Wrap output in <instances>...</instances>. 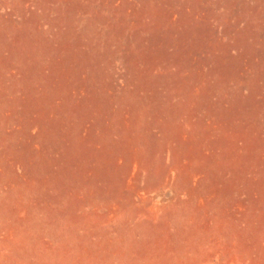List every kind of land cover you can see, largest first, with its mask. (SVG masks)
<instances>
[{
    "label": "rangeland",
    "instance_id": "1",
    "mask_svg": "<svg viewBox=\"0 0 264 264\" xmlns=\"http://www.w3.org/2000/svg\"><path fill=\"white\" fill-rule=\"evenodd\" d=\"M0 264H264V0H0Z\"/></svg>",
    "mask_w": 264,
    "mask_h": 264
}]
</instances>
